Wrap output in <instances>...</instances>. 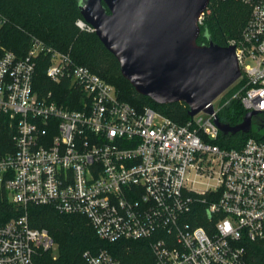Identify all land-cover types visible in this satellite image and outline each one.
Here are the masks:
<instances>
[{
  "label": "built area",
  "instance_id": "built-area-1",
  "mask_svg": "<svg viewBox=\"0 0 264 264\" xmlns=\"http://www.w3.org/2000/svg\"><path fill=\"white\" fill-rule=\"evenodd\" d=\"M216 1L249 9L239 36L227 40L241 72L234 84L242 82L232 98L264 113V0ZM6 24L0 13V30ZM75 25L94 32L83 19ZM40 60L50 84L72 90L70 104L34 87ZM212 105L213 113L179 123L121 100L37 38L22 56L1 48L0 192L22 214L0 225V264H40L56 250L46 229L30 225V206L83 216L108 243L146 240L152 264H247L245 243L264 239V143L220 148ZM191 175L212 184L197 189ZM76 264L122 262L99 250Z\"/></svg>",
  "mask_w": 264,
  "mask_h": 264
},
{
  "label": "trees",
  "instance_id": "trees-1",
  "mask_svg": "<svg viewBox=\"0 0 264 264\" xmlns=\"http://www.w3.org/2000/svg\"><path fill=\"white\" fill-rule=\"evenodd\" d=\"M78 5L79 0H0V13L7 19V24L0 30V49L22 56L26 53L31 39L37 38L61 53H68L76 64L87 67L113 85L121 100L138 108L148 105L176 122H186L189 116L185 104L158 105L134 91L121 76L115 57L104 48L95 33L82 32L76 27V20L83 19ZM248 13V7L241 3L209 0L199 24L197 44L204 45L212 41L219 46H227L229 38L239 36ZM45 65L44 60L38 63L34 87L41 92L53 90L57 103L70 104L72 90L66 85L56 88L50 84L44 73ZM241 86L240 81L222 96L221 107L217 112L220 123L234 126L247 113L240 100L232 98ZM227 100L229 101L225 103ZM261 119L264 120V113L257 114L252 123ZM261 126L252 125L246 134H220L214 143L224 149H240L248 138L264 143V128ZM6 136V131H2L0 139H6ZM26 212L30 225L46 229L56 244V250L45 253L40 264H76L81 262L83 252L97 253L99 250H106L122 264H152V255L146 240L108 243L97 236L83 216L60 214L45 206H30ZM21 214L22 211L15 208L5 194L0 192V225ZM195 225L205 224L199 222ZM245 249L247 264H264V239L247 241ZM53 256L56 258L53 259Z\"/></svg>",
  "mask_w": 264,
  "mask_h": 264
},
{
  "label": "water",
  "instance_id": "water-1",
  "mask_svg": "<svg viewBox=\"0 0 264 264\" xmlns=\"http://www.w3.org/2000/svg\"><path fill=\"white\" fill-rule=\"evenodd\" d=\"M209 0H79L83 20L118 62L134 91L158 105L185 104L188 116L213 113L212 102L241 76L233 46L197 44ZM257 111L221 136L248 133ZM264 123V122H263Z\"/></svg>",
  "mask_w": 264,
  "mask_h": 264
},
{
  "label": "rangeland",
  "instance_id": "rangeland-1",
  "mask_svg": "<svg viewBox=\"0 0 264 264\" xmlns=\"http://www.w3.org/2000/svg\"><path fill=\"white\" fill-rule=\"evenodd\" d=\"M82 32H85V31H82ZM86 33H90V32H86ZM232 38H236V37H231V38H229V39H232ZM229 39H228V40H229ZM233 85H234V84H233ZM233 85H232V86H233ZM232 86L229 87L225 92H223L219 97H217V98L213 101L214 107H215L216 109H218V108L221 107L222 96H224V94H225L226 92H228V90H229L230 88H232ZM263 122H264V120H262V119L259 120V121H257V123L260 124V125H262L263 128H264V123H263ZM257 123L253 122L252 125L256 127V126L258 125ZM191 179H194V180H195V187H196L197 189H203V188L206 187L207 185L212 184V180H209V179H206V178H203V177H198V176L191 175Z\"/></svg>",
  "mask_w": 264,
  "mask_h": 264
},
{
  "label": "flooded vegetation",
  "instance_id": "flooded-vegetation-1",
  "mask_svg": "<svg viewBox=\"0 0 264 264\" xmlns=\"http://www.w3.org/2000/svg\"><path fill=\"white\" fill-rule=\"evenodd\" d=\"M263 126H261V128H262Z\"/></svg>",
  "mask_w": 264,
  "mask_h": 264
}]
</instances>
